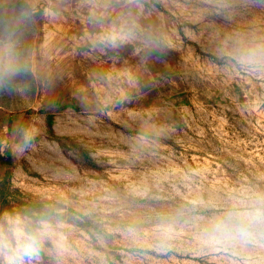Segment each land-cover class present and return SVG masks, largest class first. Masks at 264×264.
Masks as SVG:
<instances>
[{"label": "rangeland", "instance_id": "374dc122", "mask_svg": "<svg viewBox=\"0 0 264 264\" xmlns=\"http://www.w3.org/2000/svg\"><path fill=\"white\" fill-rule=\"evenodd\" d=\"M20 8L35 12L28 71L0 86V219L52 226L25 264H264V242L201 237L264 191V73L228 55L264 38V0H0Z\"/></svg>", "mask_w": 264, "mask_h": 264}, {"label": "clouds", "instance_id": "9594fccd", "mask_svg": "<svg viewBox=\"0 0 264 264\" xmlns=\"http://www.w3.org/2000/svg\"><path fill=\"white\" fill-rule=\"evenodd\" d=\"M34 12L20 8L18 12L0 15V86L28 71L22 38ZM228 55L240 70L264 73V38H238ZM163 227L170 230L172 225L166 223ZM51 234L52 226L43 218L0 219V255L11 252L7 264H25V258L37 255ZM201 237L218 248L264 242V191L231 197L223 208L203 220Z\"/></svg>", "mask_w": 264, "mask_h": 264}]
</instances>
